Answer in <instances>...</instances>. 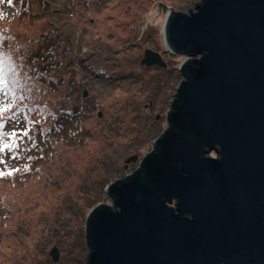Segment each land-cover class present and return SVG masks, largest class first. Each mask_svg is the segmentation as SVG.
<instances>
[{
	"label": "water",
	"instance_id": "water-1",
	"mask_svg": "<svg viewBox=\"0 0 264 264\" xmlns=\"http://www.w3.org/2000/svg\"><path fill=\"white\" fill-rule=\"evenodd\" d=\"M161 30L183 56L166 127L87 213L84 264H264V0L167 8Z\"/></svg>",
	"mask_w": 264,
	"mask_h": 264
},
{
	"label": "rangeland",
	"instance_id": "rangeland-1",
	"mask_svg": "<svg viewBox=\"0 0 264 264\" xmlns=\"http://www.w3.org/2000/svg\"><path fill=\"white\" fill-rule=\"evenodd\" d=\"M28 1L29 9L19 15L15 5L0 4L1 13L9 16L0 19V27L18 38L24 56L43 38L57 47L49 60L56 62L60 80L53 85L48 78L28 76L25 86L45 90L42 101L48 105L78 108V117L75 124L64 125L61 138L27 151L45 126L37 122L40 111L29 113V122L22 117L25 108L8 116L16 105L12 99L0 113V147L10 145L0 151V171L12 173L0 176V264H84L87 213L96 203L109 202L107 184L131 172L166 127L183 58L165 47L166 9L186 12L200 0ZM34 6L41 12L33 13ZM63 44L71 45L60 50ZM144 49L155 52L163 66L140 63ZM34 50L29 73L48 61L46 53ZM88 51L90 59L83 60ZM68 54L73 57L65 64ZM74 57L79 59L73 62ZM93 60L101 67L88 66ZM7 98L0 90V108ZM10 133L15 135L9 139ZM52 247L55 260L49 255Z\"/></svg>",
	"mask_w": 264,
	"mask_h": 264
},
{
	"label": "trees",
	"instance_id": "trees-1",
	"mask_svg": "<svg viewBox=\"0 0 264 264\" xmlns=\"http://www.w3.org/2000/svg\"><path fill=\"white\" fill-rule=\"evenodd\" d=\"M41 0H35L36 4H40ZM6 3L7 7H11L15 5L17 8V15L23 14L29 9V1L28 0H0V4L3 5ZM37 8L34 6V8H31L33 10V13L41 12L36 10ZM9 17V16H8ZM8 17H5L3 13H1L0 9V19L6 20ZM7 32V33H4ZM18 38H16L14 35H12L9 30L5 27H0V77H3L5 80L9 83V88L7 91V94L9 98H7L6 104H12L13 100L14 103L16 102V105L12 107V111L9 115H13L16 113L17 108H25L27 112L22 114V117L24 119V122L28 119V114L31 112H39L38 120L37 122L45 123V126L41 127V124L37 125L36 128L40 129L41 132H38V137L35 139H39L38 143H34V139L31 141V148H29L27 151L35 150L36 147H39L40 149L46 148L47 144H50L52 140H55L58 137L63 136V132H61L64 129V125L68 124H75L77 122L78 117V108H73L72 105L68 107L66 110L64 109V105L61 103H53L51 106L47 103L43 102L44 100L42 94L44 91L38 90L37 88L34 91H30L29 87L25 86V83L29 81V77L35 76V78H48L52 80L53 85H58V81L60 80V75L56 74V62L52 59L49 60V54L55 52V47L53 44H48V40L43 38V40L40 41V43L34 44V47H32L29 51V54L24 56L22 53H20V46L21 45L18 41ZM76 39V38H75ZM73 40V42L75 41ZM78 40H80L78 38ZM71 42V41H69ZM76 42V41H75ZM75 42L73 44H75ZM47 45H49L47 47ZM71 45V44H69ZM69 45H61L60 50L62 48L68 49ZM79 46V41H78ZM38 47L43 54H47L48 61L46 63H43V65L34 66V69H36L35 73H29V71L26 70V68H31V66L27 63V61L32 58V61H36L35 53L37 50H34V48ZM44 49V50H43ZM33 51V52H32ZM42 54L38 56H43ZM86 53L84 55L83 60L90 59L87 57L89 55ZM72 55V54H71ZM70 54H68L67 60H65V64L68 62V60L73 57ZM37 56V55H36ZM83 57V56H82ZM79 58L74 57L72 60L75 62ZM43 60V59H42ZM88 66L97 67L100 68L101 66L95 61L86 62ZM11 69V71H9ZM29 76V77H28ZM33 79V78H32ZM73 87H71L72 89ZM5 93V92H4ZM45 96V94H44ZM63 96V95H62ZM13 99V100H12ZM65 99V98H64ZM2 108V107H1ZM1 113V112H0ZM43 120V121H42ZM47 124V125H46ZM55 129H57L55 131ZM70 128H66V130H69ZM36 131V129H35ZM57 132V133H55ZM31 140L30 137H27V142ZM15 147H17V144L13 143ZM38 144V146H37ZM13 145V146H14ZM26 151V150H25Z\"/></svg>",
	"mask_w": 264,
	"mask_h": 264
},
{
	"label": "snow or ice",
	"instance_id": "snow-or-ice-1",
	"mask_svg": "<svg viewBox=\"0 0 264 264\" xmlns=\"http://www.w3.org/2000/svg\"><path fill=\"white\" fill-rule=\"evenodd\" d=\"M9 2H10V0H9ZM9 71H11V69H9ZM8 88H9L8 81L5 80L3 77H0V90H3L7 94ZM10 107H11V105L10 104H7L3 108H0V112L7 111L8 108H10ZM8 135H9V139H10V137L13 136V135H15V133H10ZM24 135H27V132H25ZM8 147H10V145L8 143H4L2 145V147H0V151H3L4 149H6ZM5 174L11 175L12 173L11 172L5 173V172L0 171V176L5 175Z\"/></svg>",
	"mask_w": 264,
	"mask_h": 264
}]
</instances>
